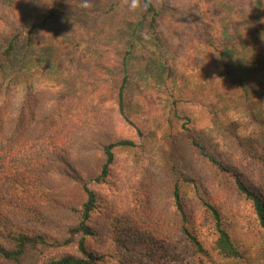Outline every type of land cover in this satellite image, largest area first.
I'll list each match as a JSON object with an SVG mask.
<instances>
[{
	"label": "rangeland",
	"instance_id": "374dc122",
	"mask_svg": "<svg viewBox=\"0 0 264 264\" xmlns=\"http://www.w3.org/2000/svg\"><path fill=\"white\" fill-rule=\"evenodd\" d=\"M82 2L0 0V54L5 42L23 34L30 24L41 29L34 35L38 48L45 46L39 53L46 54L49 49L48 56L36 54L29 68L17 66L11 71L0 61V130L7 127L8 135L13 132L12 109L18 104L21 107L29 95H55L67 105L59 117L62 133L69 135L70 129L74 137H80L98 126L110 134L133 140L136 148L117 151L115 168V174H121L122 178L129 175L132 186L115 190L111 188L112 179L93 187L99 200L102 198V214H111L103 225L105 233L124 223L131 226L148 222L152 227L170 230L167 224L174 219L164 208L168 206L167 192L175 180L193 179L198 184L220 181L211 164L189 144L181 127L182 118H187L186 127L212 155L239 173L247 184L264 192V16L259 21L262 30L255 39L245 37L244 33L252 32L248 25L237 22L234 29L230 23L232 14L243 16L250 10L256 13V0H151L155 7L163 9L156 28L162 48L151 50L149 42L143 40L129 55L125 54L128 33L143 10L131 13L123 0H89L90 9L81 8ZM260 2L264 6V0ZM227 33L232 34V39L243 35L242 39L234 38L233 45L240 50L248 48L242 51L245 59L239 61L229 52L233 45L230 46ZM206 34L215 48H224L222 59L214 47L207 45ZM52 37L57 43L53 49L47 47L53 42ZM125 63L126 119H122L115 112V102ZM75 103L90 105L92 110L75 121L78 106ZM69 115L73 117L69 119ZM30 117L26 114L15 122L25 128L31 123ZM75 154V151L71 154L75 157V169L62 165L46 180L58 221L71 218L61 207L63 204H76L84 198L82 175L91 174L97 160L93 155ZM152 185L156 189L153 199H160L151 204L147 216L142 206ZM182 190L186 200L193 197L191 186L184 185ZM125 196L127 199L123 201ZM236 199L232 195L230 199L219 200L224 206L222 222L248 263L264 264V241L251 209ZM127 209L136 218L130 223L125 215ZM98 216L94 220L100 225L103 219ZM170 228L175 226L172 224ZM196 229L206 255L196 253L190 246L164 241L157 249L158 254H167L161 264H242L221 259L212 252L214 235L208 226L198 221ZM109 239L100 242L103 252L111 254L104 264H122L119 260L123 251ZM132 257L133 264H140L141 258L136 253ZM0 264L11 263L0 259ZM21 264H45V261L39 253L31 251Z\"/></svg>",
	"mask_w": 264,
	"mask_h": 264
},
{
	"label": "trees",
	"instance_id": "16d2710c",
	"mask_svg": "<svg viewBox=\"0 0 264 264\" xmlns=\"http://www.w3.org/2000/svg\"><path fill=\"white\" fill-rule=\"evenodd\" d=\"M141 3L143 4L144 0H141ZM254 6L256 13L250 10L242 16V14L229 12L232 14L230 22L232 28L237 27V22L243 26L248 25L252 32L244 33V35L245 37L250 35L251 39L252 37L255 39L262 30L259 21H262L264 16L262 2L256 0ZM162 10L150 2L147 9L139 13L137 24L132 30L128 28L131 32L128 33L126 55H129L135 46L140 47L143 40L149 42L151 50L162 48L156 29ZM40 31L37 24H30L26 30L24 29L23 34L12 36L4 44L0 61L14 71L17 66L22 69L31 67L36 54L48 56L49 49L46 50V54L39 53V50L45 49V46L38 48V42L34 37ZM225 35L230 40V46L238 37L243 38L242 34L234 37L235 39H232L231 33ZM208 37L209 35L206 37L207 45L214 47L213 49L222 59L224 48H215V43L210 40L211 37ZM51 39L53 42H50L47 47L53 49L57 47V43L54 37ZM56 39L62 38L57 37ZM243 49L248 50V48L240 50L239 46L233 45L229 52L241 61L246 56L242 54ZM228 59L230 57H227ZM124 62H126L125 59ZM125 66L126 63L122 69L123 77L116 92L115 102V112L122 119H126L124 91L127 82V68ZM163 69L164 67L161 71ZM3 92L6 93V91ZM59 98L55 95L45 97L29 95L21 107L18 104L15 109H12L10 120L13 132L8 135L6 130L9 128L7 127L0 130V259L2 261L21 264L22 258L28 252L33 251L44 257L45 264H104L107 257L109 255L111 257L110 252H103L100 245L106 237H110L109 240L123 251L122 255L116 254L122 257L119 260L122 264H133V253L141 258L140 264H161L166 260L167 254H158L157 249L164 241L184 244L190 246L196 253L206 255L207 251L196 232L199 221L200 224L208 226L213 231L214 239L211 250L216 256L249 264L233 243L222 222L224 206L219 200L222 197L230 199L233 195L237 197L236 201H243L249 206L264 241V192L247 184L239 173L226 167L212 155L186 127L187 118H182L184 122L181 127L185 131L189 144L211 164L220 176V181L212 184L205 182L198 184L193 179L175 180L167 192L168 206L164 208L166 214H171L170 218L174 219L173 222L169 221L167 224L166 228L170 230L158 225L152 227L148 222L131 226L124 223L115 225L113 229L105 233L103 225L105 221L111 219V214L108 216L102 214L100 210L102 198L99 200V194L93 187L107 184L112 179L111 188L115 190L132 186L129 175L122 178L121 174H115L118 162L116 153L120 149H134L136 143L120 135L110 134L98 126L95 130L91 128L88 133L80 137H74V132L70 129L69 135L66 132L62 133L63 126L59 117L62 116L63 111L67 110V105ZM75 104L78 105L75 121L79 120L82 114H89L92 110L90 105ZM26 114L31 115V123L22 128L15 121L21 120V117ZM72 117L69 115V119ZM70 124L69 126L73 127V123L70 122ZM73 151L80 157H92L93 155L94 160H97L94 162L92 173L82 175L85 178L81 183L84 198L76 204H63L61 207L71 218L58 221L60 218L57 220L53 211L52 190L48 187L46 180L62 165L64 168L75 169V157H71ZM129 172L126 171L128 174ZM184 185L191 186L193 190V197L187 200L182 190ZM151 187L153 189L148 198L144 199L142 206V211L147 216L150 215L147 211L152 209L151 204L157 203L160 199H153L156 189L155 185ZM100 196H103V192H100ZM126 196L122 198L123 201H126ZM97 214L100 220L103 219L100 225L94 220ZM125 215L128 223L136 220L132 210L127 209ZM172 224L175 228H170ZM156 255L162 256L153 259Z\"/></svg>",
	"mask_w": 264,
	"mask_h": 264
},
{
	"label": "clouds",
	"instance_id": "9594fccd",
	"mask_svg": "<svg viewBox=\"0 0 264 264\" xmlns=\"http://www.w3.org/2000/svg\"><path fill=\"white\" fill-rule=\"evenodd\" d=\"M150 2L151 0H144V3L142 4L141 0H123V4L131 13H135L137 9L146 10ZM80 7L83 9H90L92 8V4L89 2V0H83ZM262 39H264V36H262Z\"/></svg>",
	"mask_w": 264,
	"mask_h": 264
}]
</instances>
